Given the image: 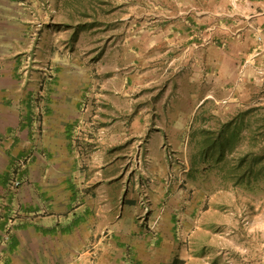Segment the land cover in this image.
Returning <instances> with one entry per match:
<instances>
[{
  "label": "crops",
  "instance_id": "0c3cea01",
  "mask_svg": "<svg viewBox=\"0 0 264 264\" xmlns=\"http://www.w3.org/2000/svg\"><path fill=\"white\" fill-rule=\"evenodd\" d=\"M19 2L35 8V18L46 23L54 20L48 13L56 0H0V80L10 84L6 95L12 103H18L20 97L19 109L13 105L7 111L11 122L0 141V158L5 163L0 173V234L7 223L13 224L2 264H170L173 259L179 264V257H174L178 242L174 210L184 194L165 183L163 147H174L181 139L178 134L190 112L169 105L168 99L180 98L193 106L200 82L207 84L204 99L216 96L218 89L229 96L237 94L234 82L242 80L237 75L238 65L255 45L256 33L249 26L257 27L264 40V0H165L161 15L166 26L160 31L166 33L168 46H85L95 55L88 60L95 61L82 67L68 36L65 47L73 59L71 63L55 62L57 71L65 76H59L56 90L49 93V108L38 140L32 134L31 109L21 88L19 94L16 87V55L26 49L30 18ZM224 16H230L229 21ZM234 16L241 18L238 24ZM221 18L228 24L225 31L216 26ZM45 26L50 32L43 27L40 46L51 51L57 40L52 37L54 26ZM202 36L210 39L208 45L198 50L186 46ZM121 47L134 53L128 54L132 58L128 59L133 64L142 62L144 71L140 67V74L119 75L117 52ZM111 58L116 61L114 67L105 69L104 59ZM93 72L108 76L98 82L96 98L101 97L102 104L96 109L102 116L98 121L102 127L97 132H102V137H96L95 145L81 135L87 124H82L80 112ZM132 77L141 82L138 90L142 86L147 90H137L135 103L128 105L120 102L126 93L118 83L130 82ZM114 115H127L129 122L117 121ZM140 141L141 154L148 159V167L141 171L144 175L132 160ZM26 151H33L31 163L16 172L22 184L12 192L7 187L9 172L17 159L29 155ZM45 155L53 165L40 166L38 157ZM141 175L149 201L145 218L140 190L129 182ZM195 206L191 203L184 211L182 233L191 226ZM156 217V233L152 235L145 225ZM90 248L95 249L92 256L87 251Z\"/></svg>",
  "mask_w": 264,
  "mask_h": 264
},
{
  "label": "rangeland",
  "instance_id": "374dc122",
  "mask_svg": "<svg viewBox=\"0 0 264 264\" xmlns=\"http://www.w3.org/2000/svg\"><path fill=\"white\" fill-rule=\"evenodd\" d=\"M164 5H166L165 0H56L54 8H51V13H48L52 14L53 22L48 20L43 23L37 19L38 17L33 19L41 25L40 40L34 51V67L29 80L25 82H22L21 78L19 82L16 74L18 82L16 87L19 94L21 88V94L28 103L26 106L28 105L31 109V129L33 130L32 134L36 135V137H33L34 139L37 138L38 140L41 122L49 108V93L56 90L57 87L54 84H57V79L61 80L59 76H65L64 73L57 71L55 62L71 63L73 59L71 51L65 47L67 46L65 44L67 37L70 36L72 46L77 48L75 50L77 51L76 57L82 62L81 67L87 65V63L88 65L94 64L95 61V58L88 60L89 56L95 55L94 52L90 54L85 46H168L165 39L166 33L160 31L166 26L165 19L161 15ZM44 6L42 4L41 10ZM35 16H37V12ZM224 17L229 21L230 16ZM31 19L30 17L29 20ZM240 20L239 16H234L235 23L238 24ZM219 21L220 23L216 22V26L225 31L228 27L227 22H224L223 18ZM45 24L54 26L55 34L52 37L57 39L51 51L48 50V46H40L43 27L47 30ZM249 28L262 36L257 27L249 26ZM254 37L255 45L248 48L249 53L243 59L241 58L238 68L243 60L249 58L254 49L258 47L255 34ZM203 38L208 39V37L202 36L200 39L198 38L199 41L197 39L186 46H193L195 43L201 42ZM212 39L213 42L214 38L212 37ZM262 41L264 43L263 37ZM170 46L175 45L171 43ZM28 48L27 41L26 49L16 55L17 65L19 59L21 63L23 56L28 53ZM117 53V69L120 76L127 73L140 74V67L144 71L142 62L138 61L133 64L129 60L132 59L130 55L127 57L128 54L134 55L132 51L121 47ZM122 56L123 58H121ZM105 59V69L114 67L113 64L116 63V61H113L114 58ZM254 62L264 69V58ZM39 66L50 68L49 78L41 79L38 73ZM72 68L74 66L70 69ZM64 71L65 68H62V72ZM107 72L110 75L111 72ZM75 75L79 76L77 72ZM92 75L90 76L92 83L84 91L85 100L83 99L81 104L83 110L80 112L82 113V124H84V121L87 124L81 130V135L85 134V137L91 138L90 144L95 145L96 137H102V132H99V135L97 132V128L102 127L98 126L100 125L98 121L102 119V116L98 114L96 109L97 107L100 108L102 104L101 97L96 98L99 92L98 82H101V78H108V76L106 74L104 77H100L101 75L99 76L96 72H93ZM254 77V71L249 67L244 71V75L240 77L242 80L234 82L237 94L229 96L226 91L218 89L216 96L211 95L205 99L201 97L206 92L207 84L203 85V82H200L195 88L197 98H195L193 106L192 102H184L180 98L175 100L170 97L168 99L169 105H177L178 109L183 108L190 112L185 115L186 125H184L183 131L178 134L181 139L176 142L177 144L174 147L170 144L163 147L167 166L165 183L166 174L171 167L174 179L172 182L170 180L168 186H173L181 194H184L182 201L174 210L178 240L174 257H179V264H264V158L259 159V157H256L252 159L253 157L250 155L247 156L248 152L255 153L259 145H264L263 137L258 138L257 141L261 144L256 141V146H254V140L250 138V134H254L256 131V126L263 123L260 119L264 118V77L262 81L255 80ZM133 80L132 77L130 82L118 83L122 86L121 92L126 93L122 96L127 99L122 97L120 102L126 101L128 105L129 103H135L134 94H136L137 87L141 82ZM241 82L243 83L241 84ZM67 84L70 85V83ZM8 85L10 86L7 82L0 80V141L4 139L5 127L11 122L8 120L7 111L9 107H13V105L17 106L18 109L20 107V97L16 100L18 102L16 104L7 98ZM64 85L66 86V84ZM140 88L141 90H138V92L144 93L147 90L146 86ZM119 91L120 89L117 91L118 94H120ZM26 106H24V111ZM247 108L256 109L249 114V124L243 126L239 131V135L234 139L233 149L229 152L226 148L221 157H218L214 151L206 152L205 150V153H203L201 147L205 141V132L214 135L219 125L234 118L238 111ZM25 115L24 112L22 114L24 122L26 121ZM112 117L117 121L125 120L127 123L129 122V116L127 115H114ZM259 132H262V129L257 131V133ZM37 145L38 141L34 144V147H37ZM142 146L141 141L137 143V151L132 160L139 174L144 175L141 171L146 170L148 167V159L141 154ZM33 151L39 152L38 149ZM33 151L32 153L26 151L29 155H24L29 160L19 171L26 169L27 164L31 163ZM167 152L171 154V160L167 157ZM38 158L40 166L54 164L50 161V157L46 155L41 156V159ZM123 158L124 156H122ZM241 159L243 162L239 169L251 164L253 172L249 178L245 177L237 183L232 176L235 174L234 168L238 166L237 163ZM4 166L5 163L0 158V173L4 172ZM142 175L141 179L138 176H133L129 179V182H131V186L135 184L140 190L139 200L143 210L142 218H145L147 209L144 208H148L149 201L146 194V180L143 179ZM191 203L196 205L195 209L197 210H195L192 217L191 226L182 233L181 222L184 219V211H187ZM156 218L157 222L153 227L151 225L155 218L150 225H145L152 235L156 233L159 217ZM149 227L151 228L148 229ZM8 247H1L3 255L0 258V264H2L5 255L8 253Z\"/></svg>",
  "mask_w": 264,
  "mask_h": 264
},
{
  "label": "built area",
  "instance_id": "2783aa9c",
  "mask_svg": "<svg viewBox=\"0 0 264 264\" xmlns=\"http://www.w3.org/2000/svg\"><path fill=\"white\" fill-rule=\"evenodd\" d=\"M19 6H21L22 8L26 9L28 11L29 16L32 18L31 20H28V27L26 29V38L28 41V53L25 54L23 56V59L20 63V59L16 68V74L17 77L19 79L20 82V78L22 79V82H25L26 80H29L30 76H31V72L32 69L34 67L33 63L35 61L34 58V51L36 50L37 46H38V42L40 40V29H41V25L38 22H35V20H33L36 16H35V8H32L29 5H26L23 2H19ZM209 39V38H208ZM208 39L203 38L201 40V42L199 43H195L193 46H191L194 49H200L203 48L207 43H208ZM256 42H257V46L254 51L252 52V54L249 56V58H245L242 62V64L240 65V67L238 68V76L242 77L244 75V71L247 68H252L255 74L254 79L255 80H259L262 81L263 77H264V69L260 68L259 66H257V64L254 62L255 60L258 59H263L264 58V43L262 41V36L257 33L256 34ZM38 73L41 76V79H45V78H49L50 77V68L47 66H39L38 67ZM167 157L171 160V154L169 152H167ZM29 160V158L27 156H24L22 158H19L16 160L14 167L12 168L11 172H9V176H8V189L12 192L16 191L17 189L20 188L22 182L21 180H19L16 177V172L24 167V165L26 164V162ZM172 168L170 167V169L168 170L167 174H166V184H170V180L171 182L174 179V174L172 173ZM157 218H155L152 222L151 227H153V225H155V223ZM12 227L13 224L11 223H7L4 227V229L2 230L1 234H0V258L3 255L2 246H7L10 241H11V236H12ZM151 227H149L148 229H150ZM90 255L92 256L95 253V249L90 248L89 250Z\"/></svg>",
  "mask_w": 264,
  "mask_h": 264
},
{
  "label": "trees",
  "instance_id": "16d2710c",
  "mask_svg": "<svg viewBox=\"0 0 264 264\" xmlns=\"http://www.w3.org/2000/svg\"><path fill=\"white\" fill-rule=\"evenodd\" d=\"M256 108H247L245 110L238 111L237 115L232 118L229 121H225L221 125H219V128L217 132L214 135H210L207 131L205 132L204 136V144L202 145V152L205 153L207 151L215 152L218 157H221L225 151L226 148H228V151L230 152L234 147V139L239 135L240 129L249 124V114ZM260 121H263L262 124H259L256 126V131L254 134H250V138L254 143V146L256 141L259 137H263L264 140V118H261ZM246 123V124H245ZM262 129V132L257 133V131H260ZM259 142V141H257ZM260 143V142H259ZM261 144V143H260ZM256 152H248L247 156L250 155L253 157L252 159H255L256 157H259V159L264 158V145H259L258 148H256ZM244 157V156H243ZM243 160H239L237 163L238 166L234 168L233 171H235V174H233L232 177L235 178V182H241V180L245 177H250V174L253 172L252 165L247 164L243 168L239 169L242 166ZM237 169V171H236ZM248 175V176H247ZM178 260L173 259L170 264H177Z\"/></svg>",
  "mask_w": 264,
  "mask_h": 264
}]
</instances>
